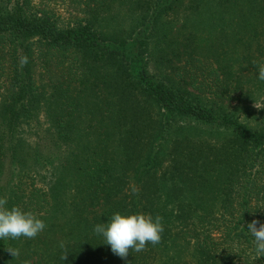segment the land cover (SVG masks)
<instances>
[{
	"label": "trees",
	"instance_id": "16d2710c",
	"mask_svg": "<svg viewBox=\"0 0 264 264\" xmlns=\"http://www.w3.org/2000/svg\"><path fill=\"white\" fill-rule=\"evenodd\" d=\"M60 1L93 11L108 2ZM210 1L230 14L222 18L229 35L247 32L264 51L256 32L264 0ZM181 2L148 0L147 11L155 8L149 33L117 40L88 21L59 25L32 0H0V198L46 224L33 239L0 240V264H148L155 250L177 246L193 251L191 264H264L247 229L264 223V100L259 129H250L200 97L225 98L234 74L202 88L186 62L184 72L175 69L174 44L176 54L159 57L151 73L144 58L154 37L158 52L170 46L156 24ZM242 62L248 70L249 56ZM24 126L33 136L29 154L14 140ZM42 140L55 150L44 153ZM6 163L16 168L4 171ZM6 176L15 182L1 183ZM117 212L160 215L161 242L130 250L126 260L113 254L94 228Z\"/></svg>",
	"mask_w": 264,
	"mask_h": 264
},
{
	"label": "rangeland",
	"instance_id": "374dc122",
	"mask_svg": "<svg viewBox=\"0 0 264 264\" xmlns=\"http://www.w3.org/2000/svg\"><path fill=\"white\" fill-rule=\"evenodd\" d=\"M32 1L35 10L42 7L46 10L51 9V14H54L59 25L67 26L75 24L77 21L84 24L88 21L95 31L108 39L131 40L138 32H141L142 36L149 33L148 25L152 23L155 15L153 4L149 12L147 11L148 0H108L105 6L95 11L70 4L68 1L57 0L52 3L42 0ZM163 15L161 22L158 21L156 24L155 33L165 39L166 46L169 44L170 46L165 48L162 45L160 53L157 51L156 38L149 41L148 50L144 53L149 72L151 73L156 67L154 62H157L159 57V62H161L176 54L171 48V44H174L180 49L175 61V69L179 68L184 72L183 66L186 62L187 69L193 73L191 77L195 76L196 79H199L198 82L203 84L202 88L215 87L216 83L213 82L216 77L223 79L227 73L234 74L232 77H228L233 83L225 98L220 100L218 97L211 98L203 94L200 97L206 106L213 109L216 114H228L250 129H259V111L263 108L264 100V81L258 79V69L259 66L264 65V51H257V42H251L249 33L244 31H238L237 35H229L231 28L222 25V18L225 22L230 18V14L222 10L219 11L218 7L210 0H204L202 4H197L195 0H183L172 11H167ZM145 16L146 27L141 25ZM263 28L264 23L259 24L256 32L259 33L257 41L264 47ZM247 40L250 42L249 46L246 45ZM246 55L249 56L251 65L248 70L241 71L242 66L247 67L242 62V57ZM190 57L193 59L191 62L189 61ZM168 66L170 67V65ZM185 76L189 82V75ZM237 77L240 79L237 80ZM3 103L4 99L0 98V113ZM0 120H3L1 115ZM203 127H208L204 128L203 132L205 136L210 137V127ZM32 139L29 126L20 127L15 132L14 140L21 142L20 150L27 154H29ZM42 141L44 153L50 154L55 150L47 140ZM14 164L6 163L4 171H8L10 168L15 169ZM14 182L15 177L10 179L9 176H6L5 179L3 177L1 180V183L8 186ZM29 184V175H25L23 186L29 187ZM27 239L25 237L23 240ZM193 260H195L194 253L190 248L177 246L155 250L151 259L148 260V264H191Z\"/></svg>",
	"mask_w": 264,
	"mask_h": 264
},
{
	"label": "clouds",
	"instance_id": "9594fccd",
	"mask_svg": "<svg viewBox=\"0 0 264 264\" xmlns=\"http://www.w3.org/2000/svg\"><path fill=\"white\" fill-rule=\"evenodd\" d=\"M20 62L21 65H26L27 56L21 57ZM258 73V79L264 81V65L259 66ZM132 192L136 194L138 189L133 187ZM6 204L7 199L0 198V240L21 237L33 239L45 229V222L31 211H25L19 206L9 209ZM162 220L160 215L153 218L151 214L124 215L117 212L107 223L95 225L94 231L103 237L107 245H110L113 254L126 260L130 250L141 252L146 250L148 244L156 245L161 242V234L164 231ZM247 229L254 237L257 256H264V223L253 220L247 225ZM7 250L13 257L19 256L18 249ZM23 264H31V262L24 260Z\"/></svg>",
	"mask_w": 264,
	"mask_h": 264
}]
</instances>
